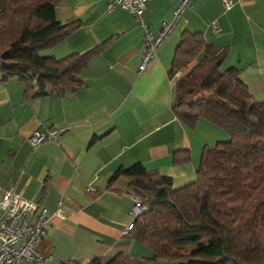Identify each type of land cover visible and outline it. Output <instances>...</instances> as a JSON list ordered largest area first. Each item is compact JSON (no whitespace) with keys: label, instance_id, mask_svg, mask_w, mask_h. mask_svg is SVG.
I'll list each match as a JSON object with an SVG mask.
<instances>
[{"label":"crops","instance_id":"0c3cea01","mask_svg":"<svg viewBox=\"0 0 264 264\" xmlns=\"http://www.w3.org/2000/svg\"><path fill=\"white\" fill-rule=\"evenodd\" d=\"M112 1L62 0L55 19L81 24L40 53L60 60L111 39L81 72L83 87L63 98L33 97L31 91L24 95L18 79L0 82V197L11 190L48 213L36 248L42 264L118 253L139 258L142 248L129 238L127 225L133 196L140 195L121 176L109 182L119 168L139 163L170 177L174 188L194 180L203 147L217 136L203 120L187 129L171 110L174 82L167 72L182 31L202 32L212 47L228 46L222 70L237 69L252 99L264 103V0H231L225 11L221 0H191L140 74L143 30L124 9L108 12ZM179 1H148L141 15L147 30L157 34ZM49 130L57 131L54 141L28 143L34 132ZM185 151L189 162L173 165L172 154ZM58 208L61 217L54 216Z\"/></svg>","mask_w":264,"mask_h":264},{"label":"trees","instance_id":"16d2710c","mask_svg":"<svg viewBox=\"0 0 264 264\" xmlns=\"http://www.w3.org/2000/svg\"><path fill=\"white\" fill-rule=\"evenodd\" d=\"M62 0H0V82L18 79L24 95L63 98L82 86L89 59L107 49L42 57L79 28L77 20L59 23L55 10ZM229 48L205 42L202 32L182 31L168 77L173 79L172 112L187 129L198 120L219 128L223 142L204 146L194 180L174 188L170 177L139 163L119 168V176L140 195L145 211L133 219L129 238L151 256L118 253L101 260L61 264H256L264 259V103L252 99L239 72L221 65ZM34 80V85L32 84ZM173 165L189 162L188 152L172 154Z\"/></svg>","mask_w":264,"mask_h":264},{"label":"built area","instance_id":"2783aa9c","mask_svg":"<svg viewBox=\"0 0 264 264\" xmlns=\"http://www.w3.org/2000/svg\"><path fill=\"white\" fill-rule=\"evenodd\" d=\"M150 0H113L107 4L106 10L112 11V8L119 7L124 9L135 21H137L144 35L142 36V44L144 46L141 54L137 72L145 73L150 62L155 57V52L161 46L164 39L171 34V30L176 18L179 17L185 9H187L191 0H180L174 10L173 19L170 21L163 20L160 22L159 31L157 34L150 33L144 22L141 20V15L146 10L145 5ZM223 10H229L233 7L231 0H221ZM212 30H216V23L211 24ZM178 74L172 75L174 79ZM34 85V80H32ZM57 131L34 132L30 135L28 143L33 147L42 143L55 140ZM89 191L93 189L88 188ZM132 211L130 212L131 223L127 225V231L132 228L133 219L142 214L144 204L140 197L132 199ZM54 216H61V210L55 211ZM48 213L42 208H39L32 201H26L21 196L7 190L0 197V264H42L43 258L36 250L38 243L43 239L46 227L49 226ZM262 238L264 241V225L262 227ZM249 264V263H248ZM256 264H264L263 261Z\"/></svg>","mask_w":264,"mask_h":264},{"label":"rangeland","instance_id":"374dc122","mask_svg":"<svg viewBox=\"0 0 264 264\" xmlns=\"http://www.w3.org/2000/svg\"><path fill=\"white\" fill-rule=\"evenodd\" d=\"M208 126L210 127V128H212L213 130H215L216 132H218V134L216 133V132H214L213 134H215L217 137L216 138H213L212 140H211V142H209L210 144L208 145V147H210V146H213L214 144H215V142H217V141H220V142H223V141H225L226 139H227V136H226V134L224 133V132H222V130H219V128H216V127H214V126H212V125H209L208 124ZM220 133V134H219ZM145 206V205H144ZM145 209V208H144ZM139 246H141V245H139ZM141 248H142V250L141 251H136V252H138V255H139V258H144V259H147V257H150L152 254H151V252L149 251V249L148 248H145L144 246H141ZM136 250V249H135ZM135 253L133 252V255H134ZM150 264H178V263H176V262H162V261H160V262H153V261H151L150 262Z\"/></svg>","mask_w":264,"mask_h":264},{"label":"bare ground","instance_id":"6f19581e","mask_svg":"<svg viewBox=\"0 0 264 264\" xmlns=\"http://www.w3.org/2000/svg\"><path fill=\"white\" fill-rule=\"evenodd\" d=\"M54 141V140H53ZM50 142V141H49ZM43 143V142H42ZM41 144V143H40ZM39 145V144H38ZM33 147V146H32ZM35 147V146H34ZM92 188V187H91ZM11 191V190H10ZM35 205H37V204H35ZM38 206V205H37ZM39 207V206H38ZM40 208V207H39ZM144 208H145V206H144ZM43 209V208H42ZM61 210V209H60ZM46 211V210H45ZM62 212V211H61ZM63 213V212H62ZM61 213V214H62ZM61 217V216H60ZM49 219V218H48ZM49 223V222H48ZM264 242V241H263Z\"/></svg>","mask_w":264,"mask_h":264}]
</instances>
